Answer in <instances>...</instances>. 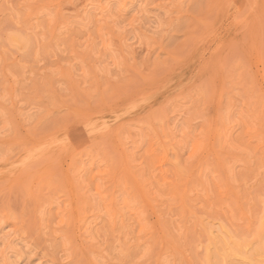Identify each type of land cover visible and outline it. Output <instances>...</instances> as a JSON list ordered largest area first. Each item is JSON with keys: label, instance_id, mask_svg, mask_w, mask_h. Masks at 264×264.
I'll list each match as a JSON object with an SVG mask.
<instances>
[{"label": "rangeland", "instance_id": "1", "mask_svg": "<svg viewBox=\"0 0 264 264\" xmlns=\"http://www.w3.org/2000/svg\"><path fill=\"white\" fill-rule=\"evenodd\" d=\"M0 264H264V0H0Z\"/></svg>", "mask_w": 264, "mask_h": 264}, {"label": "bare ground", "instance_id": "2", "mask_svg": "<svg viewBox=\"0 0 264 264\" xmlns=\"http://www.w3.org/2000/svg\"><path fill=\"white\" fill-rule=\"evenodd\" d=\"M253 52V51H252ZM41 148V147H40ZM243 258V257H242Z\"/></svg>", "mask_w": 264, "mask_h": 264}]
</instances>
